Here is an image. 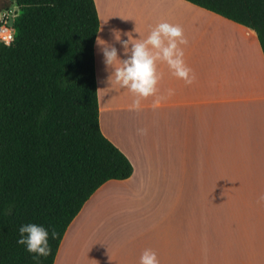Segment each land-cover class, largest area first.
I'll use <instances>...</instances> for the list:
<instances>
[{
	"label": "crops",
	"instance_id": "crops-1",
	"mask_svg": "<svg viewBox=\"0 0 264 264\" xmlns=\"http://www.w3.org/2000/svg\"><path fill=\"white\" fill-rule=\"evenodd\" d=\"M94 1L97 37L117 47L122 60L127 54L113 31L123 40L125 33L146 39L160 22L179 25L192 83L158 62L159 103L150 96L130 110L136 97L110 78L96 39L100 129L133 174L91 196L54 264H139L145 249L160 264H264V177L256 167L220 164L254 152L253 141L264 151V57L255 32L183 0ZM226 33L236 35L237 46L226 43ZM112 202L122 208L110 211Z\"/></svg>",
	"mask_w": 264,
	"mask_h": 264
},
{
	"label": "trees",
	"instance_id": "trees-1",
	"mask_svg": "<svg viewBox=\"0 0 264 264\" xmlns=\"http://www.w3.org/2000/svg\"><path fill=\"white\" fill-rule=\"evenodd\" d=\"M183 1L254 31L264 57V0ZM14 5L13 39L0 43V264H36L17 244L29 223L55 231L39 260L54 264L91 196L133 167L100 129L95 1L0 0V13Z\"/></svg>",
	"mask_w": 264,
	"mask_h": 264
},
{
	"label": "clouds",
	"instance_id": "clouds-1",
	"mask_svg": "<svg viewBox=\"0 0 264 264\" xmlns=\"http://www.w3.org/2000/svg\"><path fill=\"white\" fill-rule=\"evenodd\" d=\"M114 41L121 45L127 58L121 59L117 47L97 37V45L103 57L104 64L111 69V77L121 88H125L136 97L130 106V110L139 111L141 100L150 96L156 97L154 102L158 104L161 97L156 96L157 85L161 79L158 72V62L166 63L172 74L186 83H192L189 79L191 69L184 60V51L180 47L186 45L183 29L179 25L168 22L157 24L146 39H133L130 33L127 40H123L119 31H113ZM119 65L116 67L115 65ZM109 78V79H110ZM65 81V80H64ZM67 84V82L65 81ZM172 91L169 90V95ZM146 130H140L145 134ZM264 199V197H262ZM19 238L17 244L24 246L25 250L33 256L36 264L40 258H46L51 254L49 243L50 235L55 239L56 233L43 225L36 223L24 224L18 229ZM139 264H160L155 251L145 249L140 256Z\"/></svg>",
	"mask_w": 264,
	"mask_h": 264
},
{
	"label": "rangeland",
	"instance_id": "rangeland-1",
	"mask_svg": "<svg viewBox=\"0 0 264 264\" xmlns=\"http://www.w3.org/2000/svg\"><path fill=\"white\" fill-rule=\"evenodd\" d=\"M127 1V0H126ZM130 1V0H128ZM157 0L153 1L152 0H132L133 5H143V4H150L152 6V4L156 5ZM227 38L229 39V41H227L226 43L230 45L229 42H232L233 45H236V40L235 37L236 35H231V34H227ZM235 40V43L232 41ZM233 45H231L233 47ZM237 46V45H236ZM235 46V47H236ZM255 132V131H254ZM254 146V147H253ZM252 149H255L254 152L253 151H246L245 149V153L246 155L244 156H237L234 155L231 158L228 159H224L221 158V165H229L232 168H236V169H240V168H246L251 172H254V167H256V169L260 170V175L261 177H264V151H260V149L258 148V145L255 141L252 142ZM194 191H189V200L193 199L194 200ZM122 208V205L119 202H112L109 205V210L110 211H115V210H120Z\"/></svg>",
	"mask_w": 264,
	"mask_h": 264
},
{
	"label": "built area",
	"instance_id": "built-area-1",
	"mask_svg": "<svg viewBox=\"0 0 264 264\" xmlns=\"http://www.w3.org/2000/svg\"><path fill=\"white\" fill-rule=\"evenodd\" d=\"M17 16V7L14 5L9 10L0 13V43L10 44L13 39V19Z\"/></svg>",
	"mask_w": 264,
	"mask_h": 264
}]
</instances>
